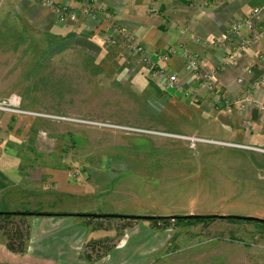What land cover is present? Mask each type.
<instances>
[{"label": "rangeland", "instance_id": "obj_1", "mask_svg": "<svg viewBox=\"0 0 264 264\" xmlns=\"http://www.w3.org/2000/svg\"><path fill=\"white\" fill-rule=\"evenodd\" d=\"M165 1L153 0L146 17L158 20ZM7 30L22 29L10 24ZM15 43L0 56V93L7 96L0 113L31 125L15 137L23 164L37 166L40 180L42 167L66 171L77 195L0 190V212L53 214L70 219L67 226L101 231V239L81 247L90 264L126 235L145 259L134 264H264L263 224L185 219L264 221V145L230 142L231 131L216 126L210 114L225 105L209 106L211 98L196 94V81L182 98L174 96L175 88L161 86L159 72L167 69L158 71L150 57L144 62L128 49L131 55L117 54L106 41L99 46L37 32L7 41ZM43 183L18 187H54ZM32 221L0 218V259L26 254Z\"/></svg>", "mask_w": 264, "mask_h": 264}, {"label": "crops", "instance_id": "obj_2", "mask_svg": "<svg viewBox=\"0 0 264 264\" xmlns=\"http://www.w3.org/2000/svg\"><path fill=\"white\" fill-rule=\"evenodd\" d=\"M88 1L99 5L103 13L109 12L111 19L107 21L101 14L98 20L71 21L33 0H0V56L9 55L8 52L14 48L12 45H16L15 43L8 46L7 41L22 39L23 34H28L30 38L36 37L37 32H49L52 36L62 39H85L103 46L105 41L102 34L113 24L130 31L138 42L145 46L147 56L151 58L157 70L165 68L178 77L179 88L173 93L178 98L184 96L188 84L195 82L192 73L187 70V53L200 55L203 68H214L224 60L230 59L231 64L218 74V93L211 94L202 90L195 82L198 91L196 94L211 98V107L218 104L225 105L226 109H233L232 113L226 109L210 112L213 123H217L216 126L231 131L234 140L230 142L260 147L264 145V114L258 107L248 108L244 112L238 111V101L246 89L252 92L258 103H264V88L254 87L256 80L264 74V65L260 61V56L264 53V36L257 46L248 48L244 53H240L238 48L247 32H243L241 37L225 46L200 45L197 42V39L213 41L226 35L231 26L246 17L254 7H264V0H230L225 3L219 0H198L197 4L192 0H172V5L171 1L168 3L166 0L161 5V16L158 20L145 15L147 10L150 12L153 0H72L71 5L79 9ZM10 24L26 31H8L7 26L9 28ZM82 45L87 49L91 48L88 44ZM111 48L117 54L120 52L121 55H131L122 45ZM167 51H171L172 55L169 61L165 62L160 56ZM3 64L2 59L1 73L4 71ZM247 69L252 72L247 74ZM240 78H244V84L239 83ZM3 83L0 79V86ZM5 95L0 93V99H5ZM21 118L0 113V190L9 195L17 192L30 197L47 196L48 192L53 193L54 190L62 196L77 195L69 190L66 171H56L51 167L40 169L43 176L41 179L54 185L50 191L36 187L21 190L18 187L22 184H44L38 177V167L24 165L18 153L19 149L16 148L15 137H18L23 126L26 129L31 126L28 121L22 122ZM245 121H250V126L246 125ZM38 186L37 188H40ZM30 217L33 218L30 228L32 237L26 254L8 252L2 256L0 264L93 263L82 258L80 250L85 243L101 239V231L79 223L67 226L66 221L70 220L68 218ZM74 237L76 240L80 239V245L73 244ZM131 243L130 238L124 236L114 250L94 261V264H134L145 261L136 256ZM34 252L36 255L33 256Z\"/></svg>", "mask_w": 264, "mask_h": 264}, {"label": "built area", "instance_id": "obj_3", "mask_svg": "<svg viewBox=\"0 0 264 264\" xmlns=\"http://www.w3.org/2000/svg\"><path fill=\"white\" fill-rule=\"evenodd\" d=\"M40 4L44 8L51 10L56 15L64 18H68L71 21L78 20H93L103 14L104 18L109 21L111 14L109 12L103 13L95 2L88 1L85 5L79 9L74 8L71 5L72 0H33ZM223 3L230 0H219ZM243 32H247V36L242 39L241 45L238 50L240 53H244L248 48L257 46L260 43L261 38L264 36V7H254L251 12L240 21L233 24L224 36H220L213 41L206 39H197L200 45H211L215 47L225 46L228 43H232L237 37H241ZM103 40L114 44L116 46H124L125 49L132 51L136 56L141 57L145 62L147 59V51L145 46L138 42L137 38L125 28L118 27L116 25H110L105 29ZM171 51L163 53L160 57L165 62L169 61ZM187 70L190 71L196 82L199 83L202 90L208 91L211 94L218 93L219 83L218 74L221 70L225 69L231 64L230 59L224 60L221 64L214 68H203L201 56L196 53H187L186 55ZM260 61L264 65V53L260 56ZM251 69H247L246 73L250 74ZM160 81L163 86L168 88L178 87V77L166 71L159 72ZM239 83L244 84V78L239 79ZM255 88H264V74L256 80L254 83ZM7 102L0 100V110H6ZM258 107L264 114V103H258L252 95V92L248 89L243 94V97L238 101V111L244 112L248 108ZM229 113L233 112L231 107L226 109ZM246 125L250 126V121H245Z\"/></svg>", "mask_w": 264, "mask_h": 264}, {"label": "trees", "instance_id": "obj_4", "mask_svg": "<svg viewBox=\"0 0 264 264\" xmlns=\"http://www.w3.org/2000/svg\"><path fill=\"white\" fill-rule=\"evenodd\" d=\"M53 216V214H46V213H31V212H26V213H22V212H0V218H3V219H9L13 216ZM62 216V215H60ZM139 219H142V218H139ZM144 219V218H143ZM168 219V218H165V220ZM179 220H183L184 218H177ZM186 220H198V221H213L215 219H223V220H230V219H235V220H246L245 218H241V217H230V216H225V217H218V216H212V217H195V218H186ZM246 221H250V222H256V223H260V224H263L264 225V222L262 220H259V219H252V220H246Z\"/></svg>", "mask_w": 264, "mask_h": 264}, {"label": "water", "instance_id": "obj_5", "mask_svg": "<svg viewBox=\"0 0 264 264\" xmlns=\"http://www.w3.org/2000/svg\"><path fill=\"white\" fill-rule=\"evenodd\" d=\"M195 217H198V216H195V215H191V216H189L188 218H195ZM246 220H252V219H254V218H245ZM260 220V219H259ZM263 221V220H262ZM264 222V221H263Z\"/></svg>", "mask_w": 264, "mask_h": 264}]
</instances>
